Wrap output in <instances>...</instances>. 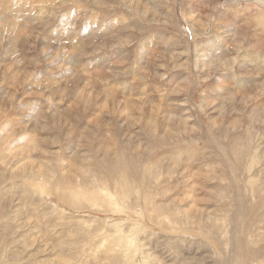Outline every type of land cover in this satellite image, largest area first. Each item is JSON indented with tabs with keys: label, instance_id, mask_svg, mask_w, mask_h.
I'll return each instance as SVG.
<instances>
[{
	"label": "rangeland",
	"instance_id": "1",
	"mask_svg": "<svg viewBox=\"0 0 264 264\" xmlns=\"http://www.w3.org/2000/svg\"><path fill=\"white\" fill-rule=\"evenodd\" d=\"M0 264H264V0H0Z\"/></svg>",
	"mask_w": 264,
	"mask_h": 264
},
{
	"label": "bare ground",
	"instance_id": "2",
	"mask_svg": "<svg viewBox=\"0 0 264 264\" xmlns=\"http://www.w3.org/2000/svg\"><path fill=\"white\" fill-rule=\"evenodd\" d=\"M79 15H80V14H79ZM62 37H63V36H62ZM123 161H124V159H123ZM123 161H122V162H123ZM124 163H125V162H124ZM128 163H129V162H128ZM122 165H123V164H122ZM125 165L127 166L128 164L126 163ZM98 166H99V165H98ZM101 168H102V167H101ZM99 169H100V166H99ZM126 170H127V169H126ZM116 172H117V171H116ZM116 172H115V173H116ZM102 177H103V176H102ZM105 177H106V176H105ZM108 178H109V177H108Z\"/></svg>",
	"mask_w": 264,
	"mask_h": 264
}]
</instances>
